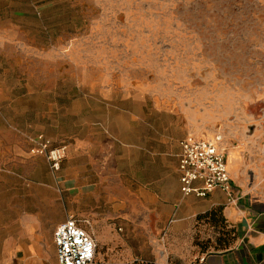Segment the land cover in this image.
Segmentation results:
<instances>
[{"label": "rangeland", "instance_id": "obj_1", "mask_svg": "<svg viewBox=\"0 0 264 264\" xmlns=\"http://www.w3.org/2000/svg\"><path fill=\"white\" fill-rule=\"evenodd\" d=\"M4 3L0 264L11 263L27 216L48 241L51 223L75 218L120 264L129 247L168 248L163 227H129V192L139 210L156 208L152 195L173 180L165 157L186 136L220 135L226 155L264 169V0ZM38 136L66 147L59 170L30 152ZM84 184L92 196L79 195Z\"/></svg>", "mask_w": 264, "mask_h": 264}, {"label": "crops", "instance_id": "obj_2", "mask_svg": "<svg viewBox=\"0 0 264 264\" xmlns=\"http://www.w3.org/2000/svg\"><path fill=\"white\" fill-rule=\"evenodd\" d=\"M4 1L0 0V8L5 5ZM220 146L223 147L222 141ZM179 153L180 146L172 157H165L170 169L174 170L173 180L169 187L160 190L158 197L152 195L156 208L151 209L147 201L139 210L129 192V227H163V244L170 246L155 256L143 247L139 252L129 247V264H264V169L255 160L246 162L234 150H229L227 155L223 151L232 199L218 189L206 197L184 196L179 182ZM94 172L96 175L97 171ZM89 188L88 184L79 186V195L92 196L87 193ZM89 215L84 212L86 218ZM41 224L35 216L19 220L18 246L10 264H57L53 238L51 241L41 238ZM50 228L54 230L53 223ZM114 239L109 236L104 240L111 243ZM204 239L221 246L192 254L196 252L195 245ZM174 245H181V248L174 251L171 248ZM93 264H120V261H114L97 246Z\"/></svg>", "mask_w": 264, "mask_h": 264}, {"label": "built area", "instance_id": "obj_3", "mask_svg": "<svg viewBox=\"0 0 264 264\" xmlns=\"http://www.w3.org/2000/svg\"><path fill=\"white\" fill-rule=\"evenodd\" d=\"M220 143V135L213 139L189 135L179 143L178 172L184 196L206 197L218 189L232 199L231 180ZM30 152L44 157L54 172L59 170L66 147L53 148L38 136L31 141ZM53 242L57 264H93L96 241L75 218L69 217L56 226Z\"/></svg>", "mask_w": 264, "mask_h": 264}]
</instances>
